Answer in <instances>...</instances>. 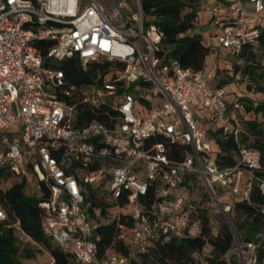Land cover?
Wrapping results in <instances>:
<instances>
[{
  "label": "built area",
  "instance_id": "built-area-1",
  "mask_svg": "<svg viewBox=\"0 0 264 264\" xmlns=\"http://www.w3.org/2000/svg\"><path fill=\"white\" fill-rule=\"evenodd\" d=\"M207 10V58L217 49L238 55L244 45L258 44L264 0H224ZM163 37L157 24L146 25L142 0H0V171L45 184L42 229L78 264H134L150 240L199 232L188 176L209 191V212L220 202L221 214L230 215L236 200L251 202L254 189L264 199L263 154L241 145L247 133L241 120L250 118L241 95L228 100L207 67L174 60L160 68ZM73 58L84 72L94 63L110 65L78 83L61 68ZM214 124L221 138L239 143L235 164L215 159ZM167 142L186 146V156L171 159ZM89 186L98 204L87 200ZM122 214L132 220L118 223L127 252L111 247L98 258L95 228ZM6 216L0 203V222ZM263 241L235 236L237 251L225 254L227 264H255Z\"/></svg>",
  "mask_w": 264,
  "mask_h": 264
},
{
  "label": "trees",
  "instance_id": "trees-1",
  "mask_svg": "<svg viewBox=\"0 0 264 264\" xmlns=\"http://www.w3.org/2000/svg\"><path fill=\"white\" fill-rule=\"evenodd\" d=\"M199 0H142L145 13L146 25L157 24L163 31L160 50V68L171 65L174 60H178L182 66L200 70L207 62L210 49L203 42V34L195 30L199 10L196 3ZM188 9V10H186ZM261 34L258 46L264 48V26H260ZM253 44L243 46L238 54L246 61L256 60V52ZM228 51L231 52L230 49ZM110 65L106 63H94L91 68L84 72L79 62L73 58L61 64V68L75 82H88L92 79L98 69ZM259 66L256 62L247 64L244 72H249L256 76V69ZM219 66L216 67L214 79L218 76ZM240 72V65L235 63L234 72L227 78L219 79L216 86L224 87L232 82L234 73ZM264 76V71L260 74ZM252 89V86H248ZM257 91L264 93V85L259 84ZM246 96H241L242 101ZM246 112L251 118H242V124L247 129V133L242 134L241 145L261 150L264 162V134L262 125L264 124V99L254 104L246 102ZM220 128L209 129L210 138H214L219 149L214 156L221 165L235 164L237 161L239 143L234 139L221 138ZM168 155L171 159L182 160L188 148L180 143L167 142ZM197 177L188 176L186 185L189 187V196L194 188ZM28 177L22 181L9 168L4 167L0 171V203L6 211V219L0 222V264H27L22 258L19 244L20 237H27L29 241L43 245L55 259L56 264H78L73 255L65 251L60 246L53 244L51 238L43 231L41 226L42 209L39 203L49 197V190L43 182H39V194L30 195L26 192ZM87 200H92L95 204L100 201L93 187L89 186L85 192ZM149 195L155 198L154 187H151ZM157 197V196H156ZM225 200H223L224 202ZM196 208L195 219L201 223L199 232L187 231L182 237H170L168 240H150V248L142 253L145 261L152 257L156 264H200L196 255L201 254L207 245L210 246L209 253L204 256L203 264H227L225 254L232 248L235 242V235L228 223H225L219 233H215L210 223V212L207 207L201 206L200 200L191 199ZM120 203H125V197L120 198ZM264 199L263 196L254 189L251 202L246 200H236L230 212V217L235 225L237 235L243 241L258 242L264 239ZM110 223H102L95 228L94 237L97 244L96 256L103 258L109 248L126 253L127 247L118 238V223L131 224L129 215H124ZM17 230V231H16ZM262 235V236H261ZM99 237V238H97ZM41 248H39V251ZM36 254V250L31 246L24 249L25 258L29 259ZM138 263L137 259L133 260ZM264 263V241L257 250V262Z\"/></svg>",
  "mask_w": 264,
  "mask_h": 264
},
{
  "label": "rangeland",
  "instance_id": "rangeland-1",
  "mask_svg": "<svg viewBox=\"0 0 264 264\" xmlns=\"http://www.w3.org/2000/svg\"><path fill=\"white\" fill-rule=\"evenodd\" d=\"M207 1L206 0H199L196 3V7L199 10V16L197 19V25L195 30L197 32L202 33L203 35H207L209 33V29L211 27V14L207 10L206 6ZM188 10V9H186ZM254 50L256 52V60L254 61H246L244 58H240L237 54H234L228 50L218 51L216 52L214 50L213 56L207 58V62L205 64L206 67L213 66L215 60V64L219 66L217 81L216 78L213 79L211 82L213 85H216V82H218L219 79L227 78L229 74L234 72L235 63L240 65V72L239 78L236 77V74L234 73V77L232 78V85L228 86L226 88L228 95L233 94V92L239 93L241 96H246L245 99L246 102H253L254 104L261 102L264 99V93L257 91V86L259 84L264 85V76L261 77L260 74L264 71V48H260L258 44L254 45ZM253 62H256L259 64V66L256 69V76L251 75L249 72H244L245 67H247V64H253ZM211 70L216 72V68L212 67ZM248 86H252V89H249ZM161 96H154L153 102H156L158 98ZM242 101V99H241ZM243 100L242 103L244 104V108L246 110V103ZM147 112H145L146 114ZM254 116V114H251V118ZM243 118V117H242ZM210 126L209 124H207ZM220 124H214L213 130L217 128ZM1 140V137H0ZM210 144L213 149V155H216V152L219 149V145L217 141L214 138L210 139ZM144 172V170H143ZM26 192L30 195L33 194H39V187L36 181V177L34 175L28 176V185L26 187ZM229 198V195H228ZM191 199L200 200L201 206L203 207H210L211 204V196L207 188L204 186L202 181L200 179H196L194 188L191 191ZM225 200V199H223ZM125 211H130L131 209L129 207L123 208ZM111 219L115 218V215L111 214ZM210 219L211 221H215L214 226H212L213 231L215 233H219L221 228L224 226L225 223H228L227 218L225 215L221 214V208H217L213 211V209L210 210ZM17 231V230H16ZM19 244L22 252V258L27 264H55L52 261L51 255L49 251L41 244H38L33 241H29L27 237H20ZM31 246L36 250V254L27 259L24 255V249L26 247ZM39 248L41 250L39 251ZM236 250V245L232 247ZM210 246L207 245L205 249L202 251L201 254H197L196 258L199 260L200 264H203L204 256L209 253ZM237 251V250H236ZM238 255L237 253H233L232 260L237 259ZM137 264H156L154 259L152 257L148 258V261H145L142 257H139ZM264 264V263H263Z\"/></svg>",
  "mask_w": 264,
  "mask_h": 264
},
{
  "label": "crops",
  "instance_id": "crops-1",
  "mask_svg": "<svg viewBox=\"0 0 264 264\" xmlns=\"http://www.w3.org/2000/svg\"><path fill=\"white\" fill-rule=\"evenodd\" d=\"M207 1V3H206V6L205 7H209V6H211V5H213V4H215L216 2H221V1H224V0H206ZM247 10H248V12L250 13V12H252L253 11V4L252 3H248L247 4ZM210 30V29H209ZM208 34V33H207ZM206 37L207 36H204V38H203V42H204V44H206ZM224 50H228V49H224ZM216 52H218V51H223V50H219V49H217V50H215ZM212 56H213V54H212ZM208 61V60H207ZM214 61V64H213V66L211 65L210 67H207V68H209L208 70H211V68L212 67H214V68H216V67H218L216 64H215V60H213ZM233 83H229V84H227V85H225L224 87H225V89L228 87V86H230V85H232ZM236 91L235 92H233V94H229L228 95V100H232V98L236 95Z\"/></svg>",
  "mask_w": 264,
  "mask_h": 264
},
{
  "label": "water",
  "instance_id": "water-1",
  "mask_svg": "<svg viewBox=\"0 0 264 264\" xmlns=\"http://www.w3.org/2000/svg\"><path fill=\"white\" fill-rule=\"evenodd\" d=\"M219 206H220L221 209L223 208V207H222V204H220V202H219ZM225 215H226V218H227L228 224L230 225V228L232 229L234 235H235L236 237H238V235H237V231H236V228H235V225H234V223H233V221H232L230 215H229L228 213H225Z\"/></svg>",
  "mask_w": 264,
  "mask_h": 264
}]
</instances>
